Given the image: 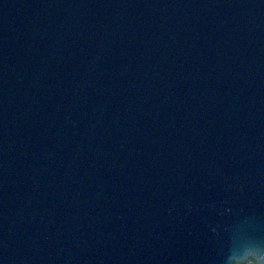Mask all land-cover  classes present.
Returning <instances> with one entry per match:
<instances>
[{"label":"water","instance_id":"water-1","mask_svg":"<svg viewBox=\"0 0 264 264\" xmlns=\"http://www.w3.org/2000/svg\"><path fill=\"white\" fill-rule=\"evenodd\" d=\"M264 264V0H0V264Z\"/></svg>","mask_w":264,"mask_h":264},{"label":"flooded vegetation","instance_id":"flooded-vegetation-1","mask_svg":"<svg viewBox=\"0 0 264 264\" xmlns=\"http://www.w3.org/2000/svg\"><path fill=\"white\" fill-rule=\"evenodd\" d=\"M243 264H252V262L251 261H248V262H245Z\"/></svg>","mask_w":264,"mask_h":264}]
</instances>
